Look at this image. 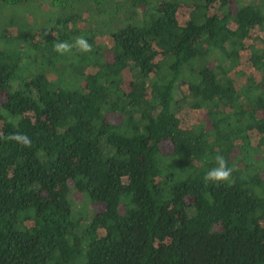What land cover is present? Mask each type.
Segmentation results:
<instances>
[{
  "label": "trees",
  "instance_id": "trees-1",
  "mask_svg": "<svg viewBox=\"0 0 264 264\" xmlns=\"http://www.w3.org/2000/svg\"><path fill=\"white\" fill-rule=\"evenodd\" d=\"M41 5L0 0V264H264V0Z\"/></svg>",
  "mask_w": 264,
  "mask_h": 264
},
{
  "label": "clouds",
  "instance_id": "clouds-1",
  "mask_svg": "<svg viewBox=\"0 0 264 264\" xmlns=\"http://www.w3.org/2000/svg\"><path fill=\"white\" fill-rule=\"evenodd\" d=\"M73 48L83 53L93 51L92 45L83 36L76 37L72 43L68 41H58L53 45V51L60 55L70 53ZM0 140L15 142L23 147H29L32 143L31 138L27 134L20 132L11 133L7 136L0 134ZM214 159L215 166L205 173L203 177L204 181L213 183L229 182L232 178L234 168L229 166L228 161L223 155L217 154Z\"/></svg>",
  "mask_w": 264,
  "mask_h": 264
},
{
  "label": "rangeland",
  "instance_id": "rangeland-1",
  "mask_svg": "<svg viewBox=\"0 0 264 264\" xmlns=\"http://www.w3.org/2000/svg\"><path fill=\"white\" fill-rule=\"evenodd\" d=\"M50 2L51 0H42V15H41V10H40V16H41V22H47V20L49 19H53L55 17H57L58 19L63 18V16L61 15L62 10H57L55 7L50 6ZM190 8L189 7H182L181 9V16L182 18L187 17V14L189 13ZM66 11H70L69 9ZM87 16V14H86ZM183 116H188L187 113H184ZM76 199H80V197H76ZM81 206V205H78ZM96 211H100L102 210L101 206H96Z\"/></svg>",
  "mask_w": 264,
  "mask_h": 264
}]
</instances>
